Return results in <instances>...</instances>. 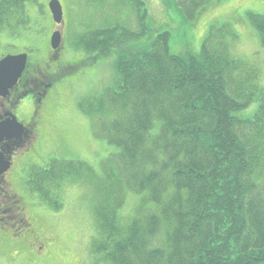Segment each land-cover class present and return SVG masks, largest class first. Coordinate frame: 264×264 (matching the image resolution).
I'll return each instance as SVG.
<instances>
[{
  "label": "trees",
  "instance_id": "16d2710c",
  "mask_svg": "<svg viewBox=\"0 0 264 264\" xmlns=\"http://www.w3.org/2000/svg\"><path fill=\"white\" fill-rule=\"evenodd\" d=\"M35 1L0 0V31L25 23L26 3ZM161 1L194 20L221 0ZM127 2L135 25L102 23L75 42L92 61L118 53L114 88L82 108L120 150L86 177L101 198L91 249L109 264H263L264 87L252 88L256 73H242L244 62L228 55L214 30L200 54H172L170 32L149 38L146 4ZM248 20L264 48V15ZM51 53L48 45L44 57ZM253 102L252 117L237 115ZM75 171L72 163L53 165L35 174L31 189L46 201ZM129 192L146 193L154 206L122 221ZM51 207L62 202L54 198Z\"/></svg>",
  "mask_w": 264,
  "mask_h": 264
},
{
  "label": "rangeland",
  "instance_id": "374dc122",
  "mask_svg": "<svg viewBox=\"0 0 264 264\" xmlns=\"http://www.w3.org/2000/svg\"><path fill=\"white\" fill-rule=\"evenodd\" d=\"M50 1L26 3L28 18L25 23L11 21L10 28L0 31V59L28 53L31 64L33 59L44 58L52 31L57 28L49 10ZM58 1L63 9L64 26L61 28L68 46H72L78 36L102 26V23L104 26L115 23L135 25L131 14L134 12L127 2L131 0ZM142 1L148 10L149 38L161 30L168 31L171 34L169 43L172 54H200L205 40L214 30V40L220 39L228 44L225 49L228 55L244 62L242 73H256L252 88L264 87V49L258 44L256 31L248 20L249 14L264 15V0L211 2L194 20L185 19L173 1ZM213 46L216 47L215 44ZM79 56L74 48L69 51L65 45L58 63L76 62ZM117 56L115 52L100 62L91 61L89 66H81L73 74L66 73L55 82L45 113L51 141L46 140L42 148L39 142L38 145H30L29 149V143L22 145L17 151L22 152L14 157L12 168L4 175L8 183L0 182V186L3 184V189L0 187V203L8 201L5 192L13 197L17 195L21 199V213L26 215L30 224L25 236L15 235L12 229V235L0 232V264H109L102 260V255L94 253L90 246L95 237V185L79 180L80 177L84 178V175H79L74 180L77 182L66 181L61 185L58 195L54 193L46 201H41L37 192H31L28 181L33 171L51 161L71 160L73 164L76 161L85 162L98 174L108 159H118L120 150L93 135L91 120L79 108L82 102L98 98L107 89L114 88L117 78L113 63ZM27 101L33 103V96L25 100L26 106ZM258 109L259 103L253 102L237 115L252 117ZM32 113L29 107L23 120L32 116ZM39 124L42 126L43 121ZM36 131H40L39 126ZM82 166L85 169V165ZM55 197L62 202L58 212L51 208ZM126 197L120 209L122 221L154 206L144 200L146 193L136 195L129 192ZM15 215L12 213V216ZM23 240L26 241L22 245L30 248H20L19 251L17 247H21L20 241Z\"/></svg>",
  "mask_w": 264,
  "mask_h": 264
},
{
  "label": "flooded vegetation",
  "instance_id": "af4514ba",
  "mask_svg": "<svg viewBox=\"0 0 264 264\" xmlns=\"http://www.w3.org/2000/svg\"><path fill=\"white\" fill-rule=\"evenodd\" d=\"M34 63L35 62H32L30 66L28 65V70L21 78L17 87L11 92L10 97L7 100L0 101V119H3L6 115H10V112L15 114L19 119H23V116L29 110L30 102L27 101L28 105L26 106L25 100H27L28 98L32 99V93H37L40 95L39 88L35 84L39 83L40 85H44L49 81L48 86L50 87L49 83L53 81L55 79V75L60 72V68L57 67L54 68L53 72H49L48 70L39 71L36 65H34ZM45 95L42 94V97L45 98ZM27 119L28 121H26L25 123L29 127L30 134L29 137L25 140V142L29 141L30 139H34V144L38 145V140L40 142L42 140L41 137H38V135L35 134L38 122L35 118H32V116L28 117ZM8 145V142L2 143L1 148L6 153L10 154L12 150L8 148ZM19 145H17L15 149ZM20 211L21 208L19 206V202L16 200H12L9 202L5 201L0 203V220L2 221V223L14 228V230H16L19 235L25 236L27 233V224L24 222L23 219H20ZM12 213L16 215L12 216Z\"/></svg>",
  "mask_w": 264,
  "mask_h": 264
},
{
  "label": "water",
  "instance_id": "95a60500",
  "mask_svg": "<svg viewBox=\"0 0 264 264\" xmlns=\"http://www.w3.org/2000/svg\"><path fill=\"white\" fill-rule=\"evenodd\" d=\"M50 9L54 15V19L57 23L61 22L62 10L61 6L57 1H54L50 5ZM61 41V36L59 33H54L52 37V48L57 49ZM27 62V56H8L0 61V97H5L8 95L10 89H12L20 79L23 71L25 70ZM11 125L20 129L17 125L16 119L8 120L6 123L0 125V130L6 129L7 126L11 128ZM11 130V129H10ZM1 157V154H0ZM1 163V162H0ZM6 168H0L1 173H3Z\"/></svg>",
  "mask_w": 264,
  "mask_h": 264
}]
</instances>
